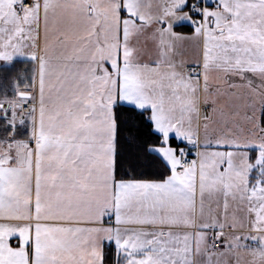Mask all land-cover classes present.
<instances>
[{"label": "snow or ice", "instance_id": "6c2138e0", "mask_svg": "<svg viewBox=\"0 0 264 264\" xmlns=\"http://www.w3.org/2000/svg\"><path fill=\"white\" fill-rule=\"evenodd\" d=\"M0 264H264V0H0Z\"/></svg>", "mask_w": 264, "mask_h": 264}]
</instances>
